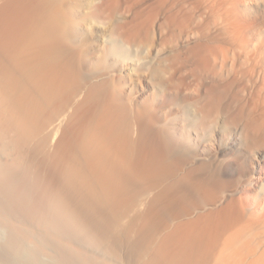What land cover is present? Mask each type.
Instances as JSON below:
<instances>
[{"label": "bare ground", "instance_id": "obj_1", "mask_svg": "<svg viewBox=\"0 0 264 264\" xmlns=\"http://www.w3.org/2000/svg\"><path fill=\"white\" fill-rule=\"evenodd\" d=\"M256 1L0 0V264H264Z\"/></svg>", "mask_w": 264, "mask_h": 264}, {"label": "rangeland", "instance_id": "obj_2", "mask_svg": "<svg viewBox=\"0 0 264 264\" xmlns=\"http://www.w3.org/2000/svg\"><path fill=\"white\" fill-rule=\"evenodd\" d=\"M257 6V7H256ZM255 7H256V9H255ZM254 11H255V13H256V15H260V19L264 22V0H257L256 1V3L254 4ZM105 38V37H104ZM109 37H106V40H107V42H108V39ZM112 42V40L110 39L109 40V43H111ZM106 48V51H107V49H109V50H112L113 51V53L114 54H116L117 52H118V50L120 51L121 50V52L124 54V52H126V53H128L129 52V50H131L128 54H129V57L128 58H126V57H123L122 56V58L124 59V58H126L127 60H129L130 61V64H132V67L133 68H144V67H147L148 65H149V59H143V58H140V51H138V52H136L137 50H135L134 51V49L132 50V49H127L126 47H125V49H127V50H124V47H121V48H119V46H112V47H110V46H106L105 47ZM124 50V51H123ZM133 51V52H132ZM131 52H132V54H131ZM138 53H139V56H138ZM119 53H117V55H118ZM118 56H121V54L120 55H118ZM147 65V66H146ZM144 66V67H143ZM189 126H191V125H189ZM192 128H193V126H191ZM211 129H213V127L211 128ZM206 135L209 137V138H211L212 137V135H213V133H212V131L210 130V128L209 129H207L206 130Z\"/></svg>", "mask_w": 264, "mask_h": 264}]
</instances>
